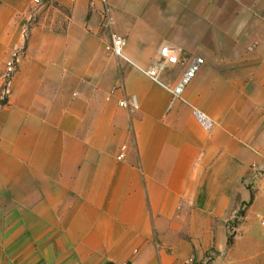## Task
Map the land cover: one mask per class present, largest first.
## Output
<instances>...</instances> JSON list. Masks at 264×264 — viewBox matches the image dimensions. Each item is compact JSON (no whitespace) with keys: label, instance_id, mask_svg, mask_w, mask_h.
Masks as SVG:
<instances>
[{"label":"crops","instance_id":"0c3cea01","mask_svg":"<svg viewBox=\"0 0 264 264\" xmlns=\"http://www.w3.org/2000/svg\"><path fill=\"white\" fill-rule=\"evenodd\" d=\"M106 1L111 27L101 0L40 16L0 0V93L20 52L0 101V264H264L240 213L264 173V0ZM112 32L143 68L174 49L166 85L202 58L185 101L107 52Z\"/></svg>","mask_w":264,"mask_h":264},{"label":"built area","instance_id":"2783aa9c","mask_svg":"<svg viewBox=\"0 0 264 264\" xmlns=\"http://www.w3.org/2000/svg\"><path fill=\"white\" fill-rule=\"evenodd\" d=\"M31 4L34 7H47V6H53L55 4H60L62 0H30ZM77 0H67L68 7H72ZM102 2V17H103V26L105 27H111L114 23L113 17H112V8L108 4L106 0H101ZM32 18V17H31ZM28 27L25 28L24 34L27 35L28 33ZM125 47V40L121 35H118L117 33L112 32L110 34V41L105 45V49L107 52L112 54L115 57L121 58L124 61L135 65L132 61H130L129 58L126 57L124 52ZM159 55L161 58V61L159 65L150 66L148 68H143L140 66L135 65L142 73L147 75L151 80H153L156 83H159L163 85L170 93H171V100L169 103V107L171 108L173 104L178 101H185L184 99V91L187 85L191 83V81L196 76V73L199 71L200 67L203 64V59L200 57H196L192 59L186 69L183 71L177 82L173 85H166L164 84L160 79V72L164 68L165 64L168 65H176L180 62V59L178 55L176 54L175 50L167 45H162L159 49ZM19 56L20 52L16 51L13 52L11 57L5 62V69L2 73V80H3V89L0 93V101L6 100L7 96L10 93V86L13 82L15 72L17 70V64L19 62ZM121 106L127 105V102L125 100L120 101L119 103ZM130 105L133 108H137V102L134 96H131L130 98ZM192 113L196 120L199 122L201 127L205 131H210L214 125V122L212 119H210L204 112L199 110L196 107H193ZM123 149V148H122ZM120 157H124V154H120ZM262 223H264V220H262Z\"/></svg>","mask_w":264,"mask_h":264},{"label":"rangeland","instance_id":"374dc122","mask_svg":"<svg viewBox=\"0 0 264 264\" xmlns=\"http://www.w3.org/2000/svg\"><path fill=\"white\" fill-rule=\"evenodd\" d=\"M24 4L29 11L36 12L38 16L47 12V9L50 7H34L30 0H24ZM256 179L257 183L254 184L256 189L253 190L254 204L252 202V207V204H247L244 206V210H241L240 213L244 214V235L250 234L248 232L257 233L259 236L255 238L258 240L256 241V244L258 246H264V223H262V220H264V173L258 175ZM237 223L238 222H234V226H236ZM232 235H234V233L231 230L230 236ZM250 238L252 237L247 236L244 238V246L253 244L252 241H250Z\"/></svg>","mask_w":264,"mask_h":264},{"label":"trees","instance_id":"16d2710c","mask_svg":"<svg viewBox=\"0 0 264 264\" xmlns=\"http://www.w3.org/2000/svg\"><path fill=\"white\" fill-rule=\"evenodd\" d=\"M252 199H253V194L251 195V200H250V202L252 201ZM228 242H229V243L232 242L231 238H229Z\"/></svg>","mask_w":264,"mask_h":264}]
</instances>
